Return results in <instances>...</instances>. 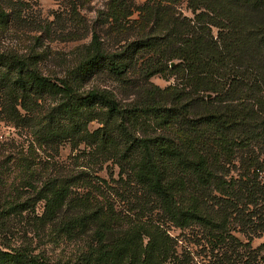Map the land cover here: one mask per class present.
I'll return each instance as SVG.
<instances>
[{"label": "trees", "instance_id": "1", "mask_svg": "<svg viewBox=\"0 0 264 264\" xmlns=\"http://www.w3.org/2000/svg\"><path fill=\"white\" fill-rule=\"evenodd\" d=\"M181 1L146 0L133 25L117 7L107 35L92 25L66 75L0 40V120L32 137L0 138V264H60L32 238L77 221L94 226L82 264H264V0H186L191 16ZM12 5L0 0L1 22ZM154 74L177 81L160 87ZM97 76L129 100L113 86L85 88ZM68 141L111 160L133 194L154 198L135 229L117 234L103 204L72 202L119 192L58 163Z\"/></svg>", "mask_w": 264, "mask_h": 264}, {"label": "rangeland", "instance_id": "2", "mask_svg": "<svg viewBox=\"0 0 264 264\" xmlns=\"http://www.w3.org/2000/svg\"><path fill=\"white\" fill-rule=\"evenodd\" d=\"M146 0H120L119 5H124V17L133 25L134 18H138L137 8ZM12 10L7 20L0 21V40L3 45L20 52H40V66L46 73L66 75L68 69L77 61L81 44L90 38V28L95 25L101 35H107L108 24L116 10L117 0H12ZM187 1L182 0L178 5L183 13L191 16V10L186 6ZM136 10V11H135ZM132 11V13H131ZM216 32V29H213ZM130 37L135 36V31H129ZM39 36V38H37ZM154 84L164 87L176 83L169 74H154L149 79ZM115 81L110 78L97 76L89 79L85 88L91 85H108L115 88L118 99L121 102L128 101L125 93L116 88ZM264 94V89H263ZM256 107V106H255ZM91 127L97 126L96 121L91 122ZM20 128L12 123L0 120V138L13 136L15 142L26 145L31 136L25 133L19 134ZM28 138V139H27ZM58 163L69 166L73 170H86L90 176L106 178L108 182L118 190L119 194H70L72 202L78 198L91 199L93 203L99 202L106 209L104 225L113 228L118 234L119 230H130L138 226L140 215L148 213L141 204L154 199L150 195L133 194L131 188H127L125 175L118 180V166L111 160L102 161L98 155L84 148L80 142L68 141L60 147ZM237 172L234 171V174ZM112 174V176H111ZM115 178V181L111 179ZM124 180V181H123ZM124 189V190H123ZM85 187L83 192H87ZM123 191V194H122ZM41 208H38V211ZM146 212V213H145ZM75 215L71 208L67 211V217ZM66 215V214H65ZM164 219V217H162ZM73 219V218H71ZM23 223V222H21ZM73 227H64L59 224L47 226L38 236L32 238L37 249L42 251L53 262L60 264H82V250L87 240L94 234V226L90 222H70ZM164 227L174 236L181 233V229L174 226L168 220H164ZM135 229V227H133ZM83 232V233H81ZM138 242V239H137Z\"/></svg>", "mask_w": 264, "mask_h": 264}]
</instances>
